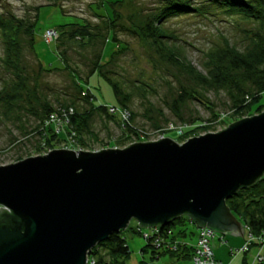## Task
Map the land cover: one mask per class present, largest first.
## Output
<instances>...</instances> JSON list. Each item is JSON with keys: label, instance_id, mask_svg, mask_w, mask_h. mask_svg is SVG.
<instances>
[{"label": "water", "instance_id": "water-1", "mask_svg": "<svg viewBox=\"0 0 264 264\" xmlns=\"http://www.w3.org/2000/svg\"><path fill=\"white\" fill-rule=\"evenodd\" d=\"M263 174L264 111L183 143L59 148L0 164V264H86L132 218L149 228L186 215L243 236L225 200Z\"/></svg>", "mask_w": 264, "mask_h": 264}, {"label": "rangeland", "instance_id": "rangeland-1", "mask_svg": "<svg viewBox=\"0 0 264 264\" xmlns=\"http://www.w3.org/2000/svg\"><path fill=\"white\" fill-rule=\"evenodd\" d=\"M101 1L100 8L97 7L98 0H55L58 6L48 5L53 2L52 0H0V15L32 17L34 14L32 8L41 5L37 10L34 50L45 68L63 67L56 44L43 40L42 34L46 28L57 27L65 23L66 25H79L83 22L88 24L92 32L99 33L98 38L92 40L91 43L65 40L62 48L65 50L69 65L80 72L81 76L86 74L95 61L96 53L102 54L101 62L107 63L105 68L129 95L130 107L137 113L134 119L136 130L140 132V136H148V139L139 137L142 139L136 140L137 142L169 137L178 143H183L194 136L223 130L236 121L235 119L249 116L243 114L239 118L234 113L229 106L228 96L223 91L224 89L208 88L203 95L212 103L209 105L213 106V111L219 114L218 119H214L210 108L196 99H190L189 94L192 89L197 88L196 74H191L184 67L181 68L167 61L164 56L166 52H158L149 41L135 34L133 29L137 30L153 13L157 6L156 0ZM113 11L119 13L115 19V34L120 41V47L124 48L123 51L117 50V44L109 40L110 34L106 30L108 17H111ZM164 25L173 33L176 38L175 42L184 49L186 62L201 74H205L206 67H208L205 64V53L211 46L223 47L226 40L238 49H242L247 43V31L255 28L254 23L245 22L237 14L229 16L218 13V11L207 17L198 14H179L167 18ZM1 54L2 39L0 36ZM22 63L27 66L26 73L29 79L26 81L23 99L19 102L20 106L7 109L5 103L0 101V164H9L29 156L46 154L52 149L63 148L78 151L73 141L74 137H70L71 134L66 131L58 133L55 130L54 134L60 137L55 136L48 147L45 146L47 150L36 149L35 141L38 137L35 133H31L36 123L34 110L40 109L44 99L54 103L57 99L67 98L68 94H76V90L66 70L44 71L41 75H37V62L27 46L23 50ZM9 77V73L0 65V91L3 87V80ZM80 83L83 88L91 89L95 104H114L119 107L111 85L97 72L90 75L88 83L83 81ZM259 102L261 106L257 110L251 109L250 116L264 111V93ZM77 104L79 107L85 105L81 99L77 100ZM6 114L7 117L3 116ZM113 116L121 122L118 113ZM193 118L200 119V121L191 123L190 120ZM90 122L93 133L89 142L90 150L101 149L102 145L107 144L108 146L105 147H118L116 142L128 141H125L127 134L117 123L107 121L101 114H95ZM208 123H211L210 128L201 127L194 130L195 133L180 141V135L185 131ZM156 126L158 127L155 128ZM136 141L127 142L125 146ZM194 226L193 223L186 226L187 232L196 231ZM137 227H139L138 222L132 218L127 227L121 229L130 250L125 264H140L142 260L149 262L148 264H169L171 260L169 255L150 258L151 252L147 251L148 247L143 249L146 238L136 232ZM140 228L142 231L149 230L145 226ZM190 234L188 233L187 237L193 242L195 235ZM223 237H228L229 243L221 242L215 248V257L221 259L223 264H242V252L233 254L229 250L230 245L236 248L234 241L231 240L234 237L227 235ZM248 257L251 258L252 253Z\"/></svg>", "mask_w": 264, "mask_h": 264}, {"label": "trees", "instance_id": "trees-1", "mask_svg": "<svg viewBox=\"0 0 264 264\" xmlns=\"http://www.w3.org/2000/svg\"><path fill=\"white\" fill-rule=\"evenodd\" d=\"M52 1L48 5L58 6L55 0ZM156 2L157 6L154 8L153 13L143 25L138 27L137 30L133 29V31L136 35L149 41L158 52H166L164 56L167 61H171L181 68L184 67L191 74H196L198 79L196 81L197 88L192 89L189 94L190 99H196L207 108H210L214 119H218L219 114L213 111V106L209 105L212 103L205 99L203 95L208 88L224 89L223 91L228 96L229 106L239 118L243 114L250 116L251 109L257 110L261 106L259 101L264 93V0H156ZM100 4L102 5V1L98 0L97 7L101 8ZM40 6L32 8L34 10L32 17L0 15V36L2 39L0 65L10 75L8 79L3 80L0 101L5 103L7 109L20 106L19 102L23 99L26 81L29 79L26 73L27 66L22 63L25 46L29 48L37 62V75H41L44 71L66 70L76 90V94H68L67 98L57 99L54 103L44 99L40 109L34 110L33 115L36 118V123L31 133H35L38 137L35 141L37 143L36 149L40 150L42 148L41 150L43 151L55 136L58 137V134H54V129L51 125H44L45 119L51 113L56 112L57 108L68 106L73 107L74 112L70 116L66 132L69 133L72 130L76 133V142L83 150L91 149L89 142L93 137V133L90 119L95 114H101L107 121L116 122L122 131L127 134L125 141L128 140L127 142L129 143L131 141H139L142 138L148 139L147 135L140 136V132L136 130L134 119L137 113L130 107L129 95L124 92L118 80L105 68L107 63L101 62V53H96L95 61L84 76H81L80 72L69 65L65 50L62 48L65 40H79L80 43H91L92 40L98 38L99 33L92 32L87 23L82 22L79 25H66L67 23H65L57 27L52 26L58 33L55 44L63 67L45 68L42 65L34 50L37 10ZM217 11L229 16L237 14L245 22L254 23L255 28L247 31V43L242 49H238L226 40L223 47L219 45L211 46L205 53V64L208 67H206L205 74H201L186 62L184 49L175 42L176 38L173 33L164 24L167 18L179 14H198L207 17ZM118 15L119 13L113 11L111 17H108L106 30L110 34L109 40L117 44V50L123 51L124 48L120 47V41L115 34V19ZM95 72L100 74L111 85L117 104L130 113L128 123L121 124L116 117L108 114L104 104H95L93 101L94 94L91 89L83 88L80 81L88 83L90 75ZM84 89L87 91L85 95H82ZM79 99L84 101V106H78L77 100ZM3 116L7 117V114ZM197 120L200 121V119L196 118L190 121L195 123ZM201 127L210 128L211 123L200 124L185 131L180 135V141L185 140L192 133H195L194 130L196 131ZM127 142H116V146L123 147ZM105 146H108V144L101 147ZM225 203L230 212L244 226V243L248 242L249 235L264 237V174L252 184L239 187L231 197L225 200ZM190 223L193 222L188 216L181 215L166 225L156 226L158 227V232L154 233L151 238L146 239V244L142 248L148 247L147 251L151 252L150 258H159L165 254L171 258L169 264H187L194 244L191 243L190 238L187 236L188 233H195L194 230V232H187L186 226ZM139 228L137 227L136 232L142 235ZM257 245L258 241L256 240H252L249 243V246L253 248L257 247ZM249 252L248 250L242 253ZM129 255L130 250L126 237L119 230L111 233L106 240L98 242L92 247L87 258L93 259L96 264H125ZM262 257V262L256 264H264V247L262 248ZM250 259L248 257L244 264H247ZM148 263L145 260L140 261V264Z\"/></svg>", "mask_w": 264, "mask_h": 264}, {"label": "built area", "instance_id": "built-area-1", "mask_svg": "<svg viewBox=\"0 0 264 264\" xmlns=\"http://www.w3.org/2000/svg\"><path fill=\"white\" fill-rule=\"evenodd\" d=\"M43 40L47 43H55L56 39L58 38V33L52 27H48L43 31ZM89 90V87H87ZM86 89L83 90L82 95H85ZM105 109L108 114L114 115L117 114L121 118V124L128 123L130 119V113L121 106H116L114 104H104ZM74 110L73 107H59L57 108L56 112L51 113L44 121V125H51L53 129L61 133L66 131L67 126L70 122V116L73 114ZM70 137H74L73 141H75V145H77L79 150H83L79 147V144L76 142V133L74 131L69 132ZM73 135V136H72ZM72 146V144H70ZM46 149V148H45ZM47 150V149H46ZM142 236L146 239L151 238L154 233L158 232V227H149L148 231H142L139 228ZM217 232L214 230L202 227L198 229L196 241L193 244V250L190 256V259L187 264H217V259L214 256V250L211 246V239L216 236ZM220 241L223 240V235L219 236ZM252 240L258 241L257 249L252 254L251 259L247 262V264H256L261 263L263 260L262 257V248L264 247V237H255L249 235L248 242H245L243 246L238 249H231V253L235 254L237 252H244L249 250V243ZM86 264H96L93 259H88Z\"/></svg>", "mask_w": 264, "mask_h": 264}, {"label": "crops", "instance_id": "crops-1", "mask_svg": "<svg viewBox=\"0 0 264 264\" xmlns=\"http://www.w3.org/2000/svg\"><path fill=\"white\" fill-rule=\"evenodd\" d=\"M195 228H196V231H195V233H194V235H195V239L193 240V242L191 241V243H194L195 242V240H196V237H197V232H198V228L196 227V226H194ZM221 234L220 233H218L217 232V234H216V236L211 240V246H212V248H213V245H214V248H213V250H214V255H215V248H217L218 247V245H220V243L222 242V241H220V239H219V236H220ZM223 236H225V235H223ZM227 236H230V237H234V239H231L232 241H234L233 243H235L234 245V247H236V248H238V247H241V246H243L244 245V233H243V236H232V235H227ZM235 238H237V239H235ZM228 237H223V240L224 241H226L227 243H229L228 242ZM230 239V238H229ZM223 241V242H224ZM213 244V245H212ZM250 247V246H249ZM231 249H235V248H233V246H229V250H230V253H231ZM257 249V247H250L249 248V253H241V255H242V264H244L245 263V261H246V259L248 258V256H249V254H251L252 252H255V250ZM216 258V257H215ZM217 259V258H216ZM217 264H223L222 263V261H221V259H217Z\"/></svg>", "mask_w": 264, "mask_h": 264}]
</instances>
